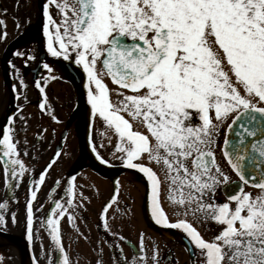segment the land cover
<instances>
[{"label": "snow or ice", "instance_id": "6c2138e0", "mask_svg": "<svg viewBox=\"0 0 264 264\" xmlns=\"http://www.w3.org/2000/svg\"><path fill=\"white\" fill-rule=\"evenodd\" d=\"M41 10L47 52L65 61L74 57L86 74L91 116L103 121L102 136L111 142L110 131L116 138L114 155L119 154L123 165L146 177L154 222L186 235L193 264H264V0H44ZM0 25L6 38V22L0 20ZM42 67L52 72L48 63ZM109 79L115 88L109 87ZM21 84L27 87L23 79ZM35 84L45 92L40 80ZM39 107L46 109V96ZM229 120L220 150L239 182L231 180L216 156L221 129ZM8 123L0 139V159L5 175L19 179L29 169L20 158L15 118ZM59 156L57 152L33 183L45 182ZM75 180L65 189L69 198L56 200L42 222L55 245L52 251L59 254L56 264H72L62 244L61 219L79 207L74 204L77 195L87 199L77 193ZM165 183L174 223L161 200ZM222 186L227 200L221 203L215 197ZM245 186L258 193L245 191ZM118 196L117 187L102 209L108 233L107 213L118 204ZM36 198L31 190L26 208L29 242ZM7 206V201L0 203V225L6 226ZM68 218L75 220L74 215ZM12 219L15 223V213ZM209 222L219 230L205 239L194 224ZM139 244L141 255L132 264H147L144 233ZM151 260L159 264L155 246ZM33 262L38 264L35 256ZM97 264H103L102 258Z\"/></svg>", "mask_w": 264, "mask_h": 264}, {"label": "flooded vegetation", "instance_id": "af4514ba", "mask_svg": "<svg viewBox=\"0 0 264 264\" xmlns=\"http://www.w3.org/2000/svg\"><path fill=\"white\" fill-rule=\"evenodd\" d=\"M8 12L0 9V20H4L7 25L6 38L3 37L5 28L0 25V139L3 138V130L10 127L9 118L14 117L16 140L20 142L18 146L20 158L23 159L29 171L24 174L28 177L26 184L16 185L22 179H9L3 171L4 161L0 159V202H8V211L12 210L8 218L10 220L15 213L19 226L18 229L4 226L3 231L0 228V252L3 254L2 257L6 258L5 263L10 264L11 258L18 257L19 264H34L32 258L35 256L38 264H49L50 258L53 264H56L59 254L52 251L55 245L48 228L42 222L50 216L56 200L64 202L69 198L65 189L71 178L75 177L77 193L82 192L87 199L82 200L77 195L74 204L79 207L69 209L60 224L62 244L72 264H97L99 258H102L103 264H132L133 259L141 255L139 252L141 233L145 234L147 264H153L151 257L154 246L158 248L159 264H193V257L188 250L192 246L186 235L181 230L157 225L154 222L148 199L150 188L146 177L135 169L125 167L117 158L118 153L114 155L116 138L110 131L108 136H112L111 142L101 135L105 131L104 123L98 117L91 116V108L87 103V89L81 92L75 88L71 79L73 73L71 74L70 70L65 67V60L55 58L57 62H63L64 72L73 91V94L68 96L69 100L64 106L65 113L62 116L58 113V110L63 108L61 104L58 103V107L54 104L49 105L50 99L55 100L53 95L50 98L52 89L39 93L34 86L33 70L39 57L45 54L46 63L48 56H51L47 52L46 42L44 43L43 39L42 12L37 11L35 19L29 22L24 12L23 14L14 12L13 15V12ZM12 42L16 43L3 64V54ZM17 52L24 53V56H17ZM28 56H34L35 59L27 60ZM26 60L27 66H25ZM30 63L32 66L36 64L35 67L29 69ZM79 69L86 78L82 68L79 67ZM76 71L77 75H81L78 69ZM42 72L40 82L43 77ZM21 79L27 87L21 84ZM106 82L109 87H116L110 80ZM45 96L47 107L41 110L39 105L45 103ZM113 99H116L115 95ZM53 115L59 123L52 119ZM21 116L26 119H21ZM89 118L91 120L89 126L91 127L89 134L91 154L88 150L84 151L81 139L83 122ZM227 124L228 122L221 129L222 134L216 149V156L231 176V180L235 182V174L224 161L220 150ZM25 125L26 131L23 130ZM45 129L47 131H44ZM25 140L28 142L27 145L24 143ZM61 142L60 156L53 168L48 170L45 182L42 185L33 183L39 180L40 174L45 170L50 158L55 154L56 147ZM93 146L96 148L95 152ZM25 151L28 152L27 156L24 155ZM97 153L108 162L104 163L105 168L102 170L95 162V158H98ZM145 163H147L146 160ZM151 166L156 168L155 165ZM157 171H159L158 168ZM56 181H60L59 186ZM117 187L119 188L118 204L113 205L107 213L111 233L116 234L114 238L111 233L105 232L101 215L103 207L110 201ZM224 187L226 186H222L216 193L217 202L227 200L222 193ZM53 189H55L54 193ZM31 190H36L37 198L33 201L34 235L33 240L29 242L26 237V208ZM167 195L168 185L165 183L162 187L161 200L168 212L170 222L174 223L177 217L173 214ZM117 208L120 209L119 212L116 211ZM69 215H74L75 220L70 222ZM188 219L192 218L188 217ZM76 226L79 227V232ZM194 226L205 239H210L219 230L211 222L196 223ZM119 236L126 239L119 240ZM11 246L13 250H9Z\"/></svg>", "mask_w": 264, "mask_h": 264}, {"label": "rangeland", "instance_id": "374dc122", "mask_svg": "<svg viewBox=\"0 0 264 264\" xmlns=\"http://www.w3.org/2000/svg\"><path fill=\"white\" fill-rule=\"evenodd\" d=\"M19 5V7H17ZM0 9L1 10H6L7 13H9L8 11L13 12L12 15L14 14V12H17L18 14L23 12L26 14L27 17H25L27 19V22H29L31 19H35L34 17L37 15L35 13H37V11L40 13V0H0ZM54 18L57 19V21L59 22V17L56 16V10L53 8L52 9ZM38 13V14H39ZM44 39V43L46 42V38L43 36ZM44 46V45H43ZM46 46V45H45ZM44 46V47H45ZM45 51V48H43ZM46 52V51H45ZM49 58L47 59L46 63L49 64L50 68L52 69V72L49 73L48 70L43 69V77H49V79L47 80V82H45V80L42 78V83L41 85L44 87V89L46 91H48L50 88L51 90V94H50V98L53 95L55 97L54 101L49 102V105L51 106L52 104H54L55 106H59V104H61L63 106L62 109L58 110V113L60 116H62L63 113H65V107L67 105V102L69 100V97L71 94H73L72 91V87H70V84L68 83V78L66 77V74L64 72V66H63V62L59 61L57 62L55 59V57L52 56H48ZM36 65V64H35ZM35 65L32 66V64L30 63L28 68H34ZM51 75H54L56 77V79H51ZM61 75V77L59 78V76ZM59 78V79H58ZM29 96H30V90L28 91ZM59 103V104H58ZM230 121V120H229ZM22 181H19L16 185H24L26 184V180L28 179L27 174L23 176V178H21ZM82 180V179H80ZM247 192H251L253 195H256L258 193V191H247ZM2 203V202H0ZM222 203V202H221ZM8 207L7 209L4 211V216L6 219V226L8 227H12L14 229H18V221L16 220V222H13V219L11 217V219L9 220L8 216H9V212L11 213L12 210L10 209L8 211ZM4 225H0V228L3 229ZM9 250H13V247L11 246V248H9ZM0 256H3L2 252H0ZM14 256V255H13ZM5 259H3L2 264H6L5 263ZM19 258L18 257H13L10 260V264H19Z\"/></svg>", "mask_w": 264, "mask_h": 264}, {"label": "water", "instance_id": "95a60500", "mask_svg": "<svg viewBox=\"0 0 264 264\" xmlns=\"http://www.w3.org/2000/svg\"><path fill=\"white\" fill-rule=\"evenodd\" d=\"M44 0H40V5L42 6ZM13 44L11 46L8 47L7 51L5 52V55H4V59H6V56L8 54V52L10 51V49L12 48ZM44 55L40 58V61H39V64H38V67H36V71H35V78L38 77V74L40 73L41 71V68H42V65L44 63ZM67 66L72 73L76 72V69L72 66V63L70 62H67ZM74 84L77 86L78 90H82V85H83V79H81V77L78 75L77 77H75L74 79ZM228 133V129H227V132L226 134ZM87 138H88V123L87 121L85 120L83 122V127H82V141H83V148L84 150H86L87 148ZM252 139V138H250ZM258 155V154H257Z\"/></svg>", "mask_w": 264, "mask_h": 264}]
</instances>
